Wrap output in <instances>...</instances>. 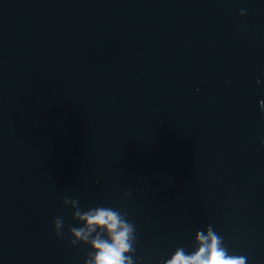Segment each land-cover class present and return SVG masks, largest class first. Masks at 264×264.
Listing matches in <instances>:
<instances>
[{
	"label": "water",
	"instance_id": "95a60500",
	"mask_svg": "<svg viewBox=\"0 0 264 264\" xmlns=\"http://www.w3.org/2000/svg\"><path fill=\"white\" fill-rule=\"evenodd\" d=\"M261 101L264 0H0V264H84L65 197L126 212L138 264L209 224L264 264Z\"/></svg>",
	"mask_w": 264,
	"mask_h": 264
},
{
	"label": "clouds",
	"instance_id": "9594fccd",
	"mask_svg": "<svg viewBox=\"0 0 264 264\" xmlns=\"http://www.w3.org/2000/svg\"><path fill=\"white\" fill-rule=\"evenodd\" d=\"M246 14L245 9L239 12L240 16ZM260 108L264 111V101L260 102ZM130 195V191L123 193L125 198ZM62 204L74 210L73 219L80 225L69 227V243L73 247L85 244L90 248L84 264H138L134 256L136 226L128 219L126 212L107 206L83 210L79 206L78 198L65 197ZM53 223L56 236L62 238L63 218L58 216ZM194 243V251L189 253L183 247H178L171 257L163 260L161 264H247L246 256L229 253L223 237L211 224L196 232Z\"/></svg>",
	"mask_w": 264,
	"mask_h": 264
}]
</instances>
